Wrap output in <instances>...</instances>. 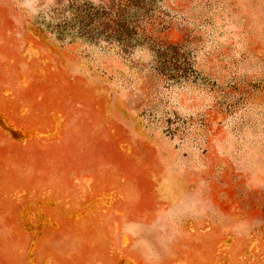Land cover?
<instances>
[{"label": "rangeland", "instance_id": "rangeland-1", "mask_svg": "<svg viewBox=\"0 0 264 264\" xmlns=\"http://www.w3.org/2000/svg\"><path fill=\"white\" fill-rule=\"evenodd\" d=\"M0 264H264V0H0Z\"/></svg>", "mask_w": 264, "mask_h": 264}]
</instances>
